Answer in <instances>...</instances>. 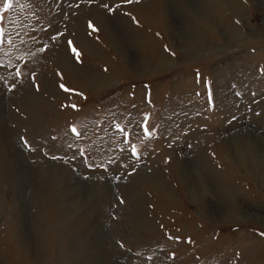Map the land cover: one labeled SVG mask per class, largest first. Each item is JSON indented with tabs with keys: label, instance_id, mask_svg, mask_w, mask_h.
<instances>
[{
	"label": "rangeland",
	"instance_id": "1",
	"mask_svg": "<svg viewBox=\"0 0 264 264\" xmlns=\"http://www.w3.org/2000/svg\"><path fill=\"white\" fill-rule=\"evenodd\" d=\"M3 15L0 264H264V0Z\"/></svg>",
	"mask_w": 264,
	"mask_h": 264
},
{
	"label": "snow or ice",
	"instance_id": "2",
	"mask_svg": "<svg viewBox=\"0 0 264 264\" xmlns=\"http://www.w3.org/2000/svg\"><path fill=\"white\" fill-rule=\"evenodd\" d=\"M126 2H130V0H126ZM12 7H13V0H3L2 7H0V23L3 22V18H4L3 14L8 12ZM104 7L106 9H108L109 11H115L119 7V5L117 4L114 8L111 5L105 4ZM2 35H3V28H0V36H2ZM69 45L71 46V42H69ZM72 53L74 56H77V57L79 56L78 51L74 47L72 48ZM60 87L64 88V85H60ZM65 90L67 91V89H65ZM73 107H75V105H73ZM118 130L124 131L123 129H119V127H118ZM72 131H73V133H76L77 135H79V133H77V130L74 127L72 128ZM144 135H150V132L148 131L147 125H145V128H144ZM24 142L27 145V141L25 140ZM131 152H132V155H138L135 146L132 147ZM122 202L123 201H121V203Z\"/></svg>",
	"mask_w": 264,
	"mask_h": 264
},
{
	"label": "bare ground",
	"instance_id": "3",
	"mask_svg": "<svg viewBox=\"0 0 264 264\" xmlns=\"http://www.w3.org/2000/svg\"><path fill=\"white\" fill-rule=\"evenodd\" d=\"M207 12V11H206ZM189 13V12H188ZM202 15V14H201ZM210 15V14H209ZM208 15V13H206V14H203L202 16H200V18H198L197 20H198V22H200V24H202V25H205L206 27H209V22H210V20H209V18H210V16ZM195 20V19H194ZM196 20V21H197ZM200 28V27H199ZM201 29V28H200ZM204 38V37H203ZM118 42V41H117ZM149 56V55H148ZM156 57L158 58V56H157V54H156V52H153V53H150V56L149 57H147L146 58V60H150V61H152V60H156ZM72 70V69H71ZM240 138L238 139V140H243V138H244V136L245 137H249V134L248 133H246V134H240ZM253 144V143H252ZM242 145H244V143H242V142H239V145H238V147H242ZM254 145L255 144H253V147H254ZM253 147H251V149L253 150ZM250 149V150H251ZM262 165L263 167H264V157L262 158H260V163H257V165ZM227 194V193H226ZM229 195L227 196V197H230V202H231V204H230V208L231 209H233V208H236V205L238 204V202L236 201V199L232 196V194H230V193H228ZM229 213H230V211H229ZM30 258H32V259H30L29 261H27V263H29L30 262V264H31V262H33V256H31Z\"/></svg>",
	"mask_w": 264,
	"mask_h": 264
}]
</instances>
